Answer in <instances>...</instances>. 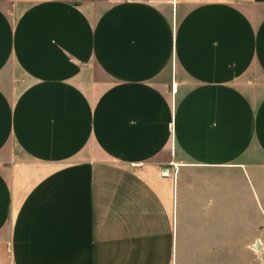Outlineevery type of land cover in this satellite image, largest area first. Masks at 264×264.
Instances as JSON below:
<instances>
[{
	"label": "crops",
	"instance_id": "obj_1",
	"mask_svg": "<svg viewBox=\"0 0 264 264\" xmlns=\"http://www.w3.org/2000/svg\"><path fill=\"white\" fill-rule=\"evenodd\" d=\"M262 171L264 0H0V264L234 249Z\"/></svg>",
	"mask_w": 264,
	"mask_h": 264
},
{
	"label": "rangeland",
	"instance_id": "obj_2",
	"mask_svg": "<svg viewBox=\"0 0 264 264\" xmlns=\"http://www.w3.org/2000/svg\"><path fill=\"white\" fill-rule=\"evenodd\" d=\"M256 177L251 202L236 204L235 248L208 252L205 258L202 255L207 253L187 252V264H264V171L256 172ZM257 243L259 247L254 249Z\"/></svg>",
	"mask_w": 264,
	"mask_h": 264
},
{
	"label": "water",
	"instance_id": "obj_3",
	"mask_svg": "<svg viewBox=\"0 0 264 264\" xmlns=\"http://www.w3.org/2000/svg\"><path fill=\"white\" fill-rule=\"evenodd\" d=\"M168 169H163L162 171H161V174L162 175H164L165 177H167L168 176ZM258 247H259V244L257 243L255 246H254V249H258Z\"/></svg>",
	"mask_w": 264,
	"mask_h": 264
}]
</instances>
